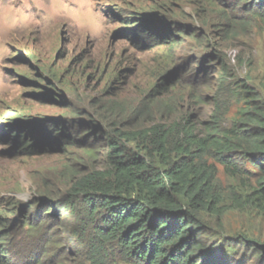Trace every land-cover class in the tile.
<instances>
[{
	"label": "rangeland",
	"instance_id": "obj_1",
	"mask_svg": "<svg viewBox=\"0 0 264 264\" xmlns=\"http://www.w3.org/2000/svg\"><path fill=\"white\" fill-rule=\"evenodd\" d=\"M93 2L107 24L99 38L64 23L58 0H0V136L20 126L35 150L24 154L11 140H0V216L10 219L0 264L48 262L52 253L56 264H75L73 251L81 246L41 205L49 200L50 213H57L70 187L102 167L103 131L186 114L206 118L217 98L229 115L237 106L229 94L236 84L264 89V39L258 30L224 34L226 6L211 0ZM142 20L170 36L160 43L133 38ZM50 124L64 126L69 142L49 136L56 145L47 143L41 133ZM222 224L228 235L264 242L260 209H228ZM225 252L241 264H264L252 250Z\"/></svg>",
	"mask_w": 264,
	"mask_h": 264
},
{
	"label": "trees",
	"instance_id": "obj_2",
	"mask_svg": "<svg viewBox=\"0 0 264 264\" xmlns=\"http://www.w3.org/2000/svg\"><path fill=\"white\" fill-rule=\"evenodd\" d=\"M211 1L229 8L221 12L224 34L258 30L264 39V0ZM131 35L160 43L170 33L142 20ZM219 79L224 82L225 71ZM229 94L237 102L229 115L217 98L206 118L186 114L170 122L103 131L102 167L70 187L57 201V213H50L51 201L41 205L81 246L73 251L75 264L242 263L226 257V249L252 250L264 262V242L228 235L222 224L231 208L264 211V89L240 82ZM66 130L50 124L41 135L52 145L56 142L50 137L68 143ZM24 132L8 127L0 140H11L29 154L35 150ZM9 220L0 216V240L8 234ZM3 244L1 261L7 253ZM50 257L36 264H56L57 257Z\"/></svg>",
	"mask_w": 264,
	"mask_h": 264
},
{
	"label": "clouds",
	"instance_id": "obj_3",
	"mask_svg": "<svg viewBox=\"0 0 264 264\" xmlns=\"http://www.w3.org/2000/svg\"><path fill=\"white\" fill-rule=\"evenodd\" d=\"M57 12L64 23L93 38L102 37L106 31V21L95 10L93 0H58Z\"/></svg>",
	"mask_w": 264,
	"mask_h": 264
}]
</instances>
